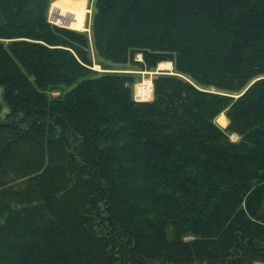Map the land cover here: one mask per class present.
<instances>
[{
	"label": "trees",
	"instance_id": "16d2710c",
	"mask_svg": "<svg viewBox=\"0 0 264 264\" xmlns=\"http://www.w3.org/2000/svg\"><path fill=\"white\" fill-rule=\"evenodd\" d=\"M53 1L0 0V264H264V0Z\"/></svg>",
	"mask_w": 264,
	"mask_h": 264
},
{
	"label": "rangeland",
	"instance_id": "374dc122",
	"mask_svg": "<svg viewBox=\"0 0 264 264\" xmlns=\"http://www.w3.org/2000/svg\"><path fill=\"white\" fill-rule=\"evenodd\" d=\"M56 1H58V0H54L51 4H53ZM83 1L85 2V4H84L85 8H84V11L81 12L82 14L80 17L83 21V26H82V28H80L78 30H73V31L84 33L87 35V37L89 39L90 38L91 16L93 13L94 0H83ZM51 4H50V6H51ZM50 6L48 9V13H47L48 22L52 25L61 26L60 24H56L57 21H54L56 19L51 16ZM90 59H91V63H92L91 71H93L98 76L107 75V74H117V75H125V76L132 78V80H133V82L131 84L132 99H134L135 92H136V90L138 91L139 85H145L146 83L147 84L149 83V85L152 86V82H153L154 78L158 75H162V74H164V75H175L173 73V67L171 64H169V66H164V67H162V66L159 67V65H158L154 70H150V71H141L140 69H138L137 67L132 66V65L119 66V65H113L110 63L100 61L96 57L91 45H90ZM136 60L140 62V57H137ZM163 64H168V63H163ZM163 64H160V65H163ZM59 90L61 92L64 90V88L63 89L60 88ZM152 93H153V86H152ZM58 95H59V92H57V91H53L50 93V96H52V97H57ZM152 99H153V96L146 103L151 102ZM0 105L2 106L1 117L5 118L6 114L8 113V110L1 103V100H0ZM220 116H223L225 118L226 124L228 125V121L226 119L225 113H222ZM220 116H218L216 118L215 124L220 129L223 130L226 127L223 128L222 126H220L217 123V120L219 119ZM229 139H230L231 143H236L238 141L236 136H230Z\"/></svg>",
	"mask_w": 264,
	"mask_h": 264
},
{
	"label": "bare ground",
	"instance_id": "6f19581e",
	"mask_svg": "<svg viewBox=\"0 0 264 264\" xmlns=\"http://www.w3.org/2000/svg\"><path fill=\"white\" fill-rule=\"evenodd\" d=\"M84 4L85 2L83 0H58L54 2L53 4H51L50 14L52 17L56 19L54 20V21H57L56 24L65 26L71 31L78 30L82 28L83 26V21L80 17L82 14L81 12H83L85 8ZM169 64L170 63L163 64V65L159 64V67L169 66ZM150 88L151 86L149 85V83L148 84L146 83L145 85H139L138 91L136 90V92L138 94H141L142 92H148ZM217 123L220 126H224L226 123V120L223 116H220L219 119L217 120Z\"/></svg>",
	"mask_w": 264,
	"mask_h": 264
},
{
	"label": "built area",
	"instance_id": "2783aa9c",
	"mask_svg": "<svg viewBox=\"0 0 264 264\" xmlns=\"http://www.w3.org/2000/svg\"><path fill=\"white\" fill-rule=\"evenodd\" d=\"M152 96H153V93H152V86H151L148 92H142L141 94H138L137 92H135L133 100L136 103H146L152 98Z\"/></svg>",
	"mask_w": 264,
	"mask_h": 264
},
{
	"label": "water",
	"instance_id": "95a60500",
	"mask_svg": "<svg viewBox=\"0 0 264 264\" xmlns=\"http://www.w3.org/2000/svg\"><path fill=\"white\" fill-rule=\"evenodd\" d=\"M55 26H57V27H59V28H62V29H67V30H69L68 28H65L64 26H59V25H55Z\"/></svg>",
	"mask_w": 264,
	"mask_h": 264
},
{
	"label": "crops",
	"instance_id": "0c3cea01",
	"mask_svg": "<svg viewBox=\"0 0 264 264\" xmlns=\"http://www.w3.org/2000/svg\"><path fill=\"white\" fill-rule=\"evenodd\" d=\"M226 125H227V124L225 123V125H224V126H222V127L224 128V127H226Z\"/></svg>",
	"mask_w": 264,
	"mask_h": 264
}]
</instances>
